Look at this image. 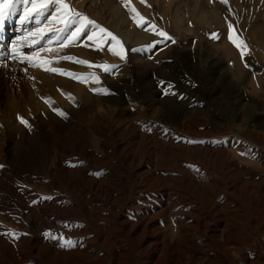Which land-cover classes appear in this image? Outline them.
<instances>
[{"label":"rangeland","instance_id":"rangeland-1","mask_svg":"<svg viewBox=\"0 0 264 264\" xmlns=\"http://www.w3.org/2000/svg\"><path fill=\"white\" fill-rule=\"evenodd\" d=\"M67 3L120 43L0 21V264H264V0Z\"/></svg>","mask_w":264,"mask_h":264},{"label":"snow or ice","instance_id":"snow-or-ice-1","mask_svg":"<svg viewBox=\"0 0 264 264\" xmlns=\"http://www.w3.org/2000/svg\"><path fill=\"white\" fill-rule=\"evenodd\" d=\"M17 2V0H0V21H3L13 10H14V4ZM21 3H23L24 5V15L21 16V22H24L27 19H31L33 16L35 17H40L42 15H44V12L52 5H55V9L54 11L51 13V16L53 18V21L55 22H59L64 24V28L61 29H55V31L59 32V31H65L69 28V26H73L76 25L75 27V31H73L71 33L72 38H76L79 36V34L81 32L84 31V29L88 26V25H94L95 27L100 29L101 33H106L108 37L111 38L112 41L116 42V43H120L119 39L112 34L111 32H108L107 29H103L101 28L99 25L96 24L95 21L89 19L87 16H85L83 13H79L77 11H75L74 9H72L70 7V5L67 3V0H20ZM126 6L128 4H130V0H124ZM141 2H145V0H141ZM224 2H227V0H224ZM29 6H31V11L29 10ZM132 11L135 13V15L133 16V19H136V16H140V14L138 13V11L133 7ZM144 17L140 16V21H138V25L139 26H143L142 23H140L141 21H144ZM49 31H52L51 29H49ZM166 35V34H164ZM90 40L93 38L92 36L88 37ZM230 39H232V37H229ZM235 43V41H233ZM238 48L244 46L246 47V45H243V42H241L240 44L236 45ZM111 50V49H110ZM18 51V49L13 50ZM116 55H120V53H115ZM244 53L242 52V55ZM123 58V57H122ZM23 59H28L31 60L32 57H23ZM62 59H71V57H62ZM81 63H85V64H89L91 66V63L88 61H80ZM39 66V65H37ZM99 66V65H98ZM104 67L105 71H110V69L113 66H107L104 65L102 66ZM50 71L53 72H63L64 70L62 69H48ZM163 83V82H161ZM167 94V92H166ZM54 111H59L58 109H53ZM60 115H64L63 112H60ZM19 119V121L21 123H23L26 127H31L30 124H28V121L25 120L23 117L19 116L17 117ZM0 167H3L2 165H0ZM96 175H99V173H96ZM72 241L68 240L66 241V245L67 246H71Z\"/></svg>","mask_w":264,"mask_h":264},{"label":"bare ground","instance_id":"bare-ground-1","mask_svg":"<svg viewBox=\"0 0 264 264\" xmlns=\"http://www.w3.org/2000/svg\"><path fill=\"white\" fill-rule=\"evenodd\" d=\"M139 35V34H138Z\"/></svg>","mask_w":264,"mask_h":264}]
</instances>
